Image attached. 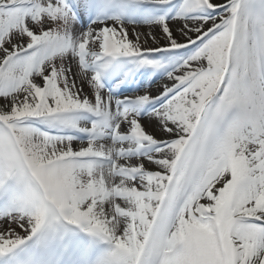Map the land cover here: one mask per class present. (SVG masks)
<instances>
[{
  "label": "snow or ice",
  "instance_id": "snow-or-ice-1",
  "mask_svg": "<svg viewBox=\"0 0 264 264\" xmlns=\"http://www.w3.org/2000/svg\"><path fill=\"white\" fill-rule=\"evenodd\" d=\"M0 264H264V0H0Z\"/></svg>",
  "mask_w": 264,
  "mask_h": 264
}]
</instances>
